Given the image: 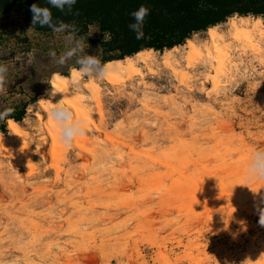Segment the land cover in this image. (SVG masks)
I'll return each instance as SVG.
<instances>
[{
	"label": "rangeland",
	"instance_id": "374dc122",
	"mask_svg": "<svg viewBox=\"0 0 264 264\" xmlns=\"http://www.w3.org/2000/svg\"><path fill=\"white\" fill-rule=\"evenodd\" d=\"M227 22L216 53L180 58L177 71L155 51L151 71L97 80L91 92L86 79L80 99L61 101L48 120L38 99L53 73L77 66L49 52L73 45L67 32H37L20 6L0 15L6 133L27 105L26 139L0 151V264H264L253 207L264 180L246 178L264 151V28L236 40ZM206 32L191 38L204 44ZM75 38L100 59L117 53L95 43L107 39L96 25ZM69 116L84 122L83 135L60 134Z\"/></svg>",
	"mask_w": 264,
	"mask_h": 264
},
{
	"label": "trees",
	"instance_id": "16d2710c",
	"mask_svg": "<svg viewBox=\"0 0 264 264\" xmlns=\"http://www.w3.org/2000/svg\"><path fill=\"white\" fill-rule=\"evenodd\" d=\"M36 3L49 7L53 22L63 21L75 24L76 35H85L92 25L107 39L96 40L113 55L101 57L102 63L123 60L144 50L162 52L183 45L193 35L206 32L209 28L225 23L237 15L239 17L264 18V0H76L71 13L52 8L47 0H0V15L12 7L20 6L31 21L29 6ZM141 5L149 9L144 22V38L137 40L128 25L134 22L131 13ZM40 33H50L52 29L34 25ZM36 100L32 99L31 103ZM23 105L8 119L21 122L25 116ZM0 132L6 133L5 124Z\"/></svg>",
	"mask_w": 264,
	"mask_h": 264
},
{
	"label": "clouds",
	"instance_id": "9594fccd",
	"mask_svg": "<svg viewBox=\"0 0 264 264\" xmlns=\"http://www.w3.org/2000/svg\"><path fill=\"white\" fill-rule=\"evenodd\" d=\"M47 3L57 10L64 12L67 9V13L72 12V8L76 3V0H47ZM29 12L31 13V25H40L41 27L47 26L52 29L55 33H64L67 32L65 40L72 44V47H69L64 51L58 58L55 51H50L49 56L52 57L55 62L61 66L65 65L66 62L73 57H76V65L69 69L68 76H62L60 73H53L52 80L57 79L63 81H69L72 85H79L87 78H92L94 80H103L108 76V63H102L100 58L96 55H89L85 52V42L82 39H76V26L75 24H66L63 21L53 22L51 9L49 7H41L36 3H32L29 6ZM149 14V9L141 5L137 10L131 13V16L134 19L133 23L128 25L129 29L135 33L137 40L144 38V22L146 16ZM258 21L264 22V18L257 17ZM89 47V45H87ZM118 63V62H117ZM7 67L0 63V93L5 91V83L7 77ZM57 92L53 86L51 90L47 91L45 95L48 99L41 97L38 99V103L51 104L53 110H62L61 100L57 103H52V98L56 96ZM11 109H6L5 113H0V118H3L4 115L10 114ZM58 130L61 135L67 130L69 136L75 137L78 135H83L86 130L84 122L77 121L73 122L72 118L69 116L67 119L62 121L58 125ZM2 135V134H0ZM246 178L249 181L252 180H264V151H258L254 154L251 163L246 169ZM254 197L259 195V192L253 193ZM264 196H260L259 202H254L255 214L258 216L257 224L259 227L264 228ZM264 255V253H261ZM225 264H228L225 261ZM234 264V262H233ZM240 264H256V261L253 262L250 257H245Z\"/></svg>",
	"mask_w": 264,
	"mask_h": 264
},
{
	"label": "bare ground",
	"instance_id": "6f19581e",
	"mask_svg": "<svg viewBox=\"0 0 264 264\" xmlns=\"http://www.w3.org/2000/svg\"><path fill=\"white\" fill-rule=\"evenodd\" d=\"M225 25H227V32L232 37V39H245L246 41L254 36H261L263 34L264 28V22L258 21L256 18L248 17H232L228 19V22ZM220 32L221 31H219L218 26L211 27L206 32L207 41L204 44L199 42L200 40L196 38H191L186 40V42L182 46H177L170 50H165L164 52L159 53L161 64L166 68H176L177 70V66L180 63V58L185 60L186 64H188L192 59L201 54H208L211 52L216 53L218 47H220L222 43L226 42H224V36ZM157 54L158 53L154 50H144L132 57H127L123 60L108 62V76L103 80L113 81V79L118 76H124L127 78H130L134 75L140 76L142 75V68H146L147 71H151L153 69H151V67L158 63V59L156 56ZM209 55L207 57H209ZM52 86L57 92L56 96L52 99H62L61 101H67V99H80L78 85H72L69 81L61 82V80L57 79L55 81L52 80ZM83 88L89 92L97 89V80L87 78V80L84 82ZM50 90L51 87L47 89V91ZM45 99H48V97H46ZM38 105L43 111V115L45 118H47L48 120L52 118L51 111L53 110V106L51 104L38 103ZM7 124V133H0L2 134L0 135V151L10 152L13 145L15 146V144L17 143L24 142V140L26 139V132H24L18 122L9 120Z\"/></svg>",
	"mask_w": 264,
	"mask_h": 264
}]
</instances>
